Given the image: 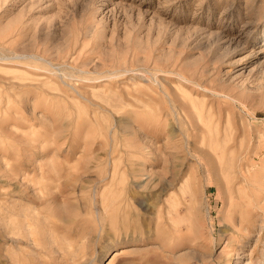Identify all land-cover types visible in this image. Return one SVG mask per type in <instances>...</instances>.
I'll use <instances>...</instances> for the list:
<instances>
[{"label":"rangeland","instance_id":"rangeland-1","mask_svg":"<svg viewBox=\"0 0 264 264\" xmlns=\"http://www.w3.org/2000/svg\"><path fill=\"white\" fill-rule=\"evenodd\" d=\"M0 58V264H264V0H0Z\"/></svg>","mask_w":264,"mask_h":264},{"label":"bare ground","instance_id":"bare-ground-1","mask_svg":"<svg viewBox=\"0 0 264 264\" xmlns=\"http://www.w3.org/2000/svg\"><path fill=\"white\" fill-rule=\"evenodd\" d=\"M1 59V58H0ZM5 60V59H4ZM136 76H140L141 78H143L144 80H145V78L147 79V81H151V79H155V77H156V75H154V74H152V73H150V77H149V75H147V77H146V75H136ZM185 80H187L189 83H197L196 82V80L195 79H193V78H187V77H183ZM146 81V80H145ZM157 82H159V80L157 79ZM198 86H201L200 84H198ZM219 96H221V95H219ZM84 97V96H83ZM228 99H231V97L230 96H226ZM169 102H170V105H171V111H172V113L174 114V115H176V114H180V110H182V112L184 111V107H187V105H183L182 106V108L181 107H179L177 104H173V102L174 103H177V100H173V99H169L168 100ZM191 101V100H190ZM214 101V100H213ZM205 107V104H203L202 105V108H204ZM208 107V106H207ZM170 115V112L169 111H167V112H164L163 113V116L162 117H165V118H168V116ZM186 117H183L184 118V123H186L187 125H189V127H190V130L189 131H191L193 134H194V132L195 131H201V125H197V124H195V121H193L192 119L191 120H189V118H188V116H187V114H184ZM160 116V115H159ZM161 117V116H160ZM188 118V119H187ZM171 130H172V133H176V129L174 128V127H171ZM189 141L190 140H188V143H189ZM192 144V149L194 150V153H196V151L198 152L200 149L198 148V146H197V143H191ZM199 149V150H198ZM195 157H197L196 155H195ZM198 157H200L199 155H198ZM204 161V160H206V159H203L202 157H201V159L199 158V164H200V166H202V164H201V161ZM206 162V161H205ZM113 167V166H112ZM205 167L207 168V172L208 173H211L212 172V170H211V167L208 165V163H206L205 164ZM114 168V170H117L118 169V167L117 166H114L113 167ZM113 168H112V171H110L109 172V174H108V176H106L105 178H102V182H105V181H107V180H110L111 182L113 181ZM40 170V169H39ZM147 171V169L146 168H141V169H137V170H135L134 172H133V174H135V172L136 173H140V172H146ZM136 175V174H135ZM176 176H177V173H173V176H172V181L170 182V183H166V185L164 186V187H162L161 188V192L159 193V194H157V197H160L161 196V193L162 192H165V191H167L168 189H170V188H173L174 187V182H175V180H176ZM95 178V177H94ZM23 185H24V182L23 181H21V184H20V186H19V198H20V200L22 201L23 199L24 200H26V198H25V191H24V187H23ZM70 185L68 184V183H66V188H68ZM95 187V186H94ZM94 190V189H93ZM140 205L142 206V207H144L145 209H151L152 208V206H151V204H147L145 201L143 202V203H140ZM81 206V205H80ZM23 209H24V213H25V207H23ZM23 228H25V223H23ZM132 238V237H131ZM123 242V241H122ZM31 245H36L35 246V248L38 246L37 244H36V241L35 240H32L31 241V243H30ZM123 254V253H122ZM91 264V263H90ZM223 264H228V261L227 260H225L224 261V263Z\"/></svg>","mask_w":264,"mask_h":264}]
</instances>
